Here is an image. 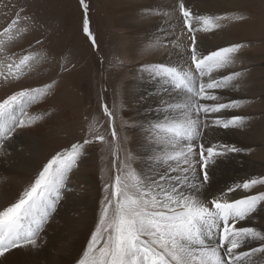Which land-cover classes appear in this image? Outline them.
<instances>
[{
  "label": "rangeland",
  "instance_id": "obj_1",
  "mask_svg": "<svg viewBox=\"0 0 264 264\" xmlns=\"http://www.w3.org/2000/svg\"><path fill=\"white\" fill-rule=\"evenodd\" d=\"M124 1L131 2L126 12L122 10V0H85L91 30L98 44V49H94L82 32L84 14L79 0H0V98L21 88L52 85L48 96L28 107L27 115L20 117L25 120V127L34 123L29 124L32 117H39L37 121L40 120V130L45 135L46 142L44 149L36 150L34 154L31 152V155L40 165L27 173L14 174L12 177L22 181L20 185L29 188L38 171L55 153L70 148L74 143L83 142L84 139L93 141L85 146L87 155L69 175L67 191L61 193L53 214L55 218L48 223V226H54L53 230L48 231L50 236L45 238L44 230L37 245L28 247H37V252L33 251L34 260L43 264L45 257L41 255L42 251L56 259L72 256L73 244L69 243L70 238L66 235L76 237L75 231L82 233L85 225L93 221V228L86 237L87 245L105 202L104 189L111 185L108 194L115 191L117 175L124 176L132 172L141 177L138 173L144 159L136 151H132L133 139L139 133L140 125L135 122L136 113L128 107V92L135 91L129 83L136 73L133 68L135 63L130 62L131 57L126 51L130 31L117 25L115 18H126V15L131 14L134 18H142L139 22L136 21L140 24L160 15V8L156 10L155 5L146 3L139 7L138 3L143 2L142 0ZM231 1L233 4L237 3L232 13L217 20L215 30H205L210 34L206 36L207 39L212 41L200 43V38H196V41L201 51L206 50L207 46L209 51L215 50L213 44L224 45L226 39L231 40L232 45H241L232 65L213 72V76L218 78L233 72L240 74L226 88L217 90L220 102L235 100L239 101L238 106L218 115H240L247 118L240 127L230 129L235 133L233 142L242 144L243 151L236 153V156L244 162L246 172H251L249 178H264V0ZM135 7L139 13L131 10ZM119 10L120 15L117 13ZM175 12V18L181 19L184 25L179 5ZM17 14L20 16L18 23L12 25L10 32H4ZM195 26L197 31H204L201 26ZM212 32L218 36L217 39H212ZM187 34L184 51L188 55L192 41L190 33ZM166 46L164 41L150 44L147 48L152 55L143 51L136 63L152 61L156 57L154 54ZM25 55L32 59L26 67L17 69L16 65ZM48 97V104L45 102V106L39 108ZM104 106L112 113L111 117L104 112ZM18 129L19 127L13 133V139H1V159L7 160L14 156L10 143L15 139ZM113 129L115 137L112 136ZM22 139L15 141L18 144L14 147L18 151L17 157L29 154L28 150L36 147L32 140H27L28 137L24 141ZM231 158H234L233 154L222 165L234 167L236 162ZM221 175L219 174L220 177ZM236 175L239 178V174ZM226 178L220 183L223 187L221 191L224 186L230 185V179ZM238 191L239 189L230 193L228 197L240 198L264 193V185L243 190L245 193ZM18 198L15 197L10 203L16 202ZM208 198L205 202L210 201L212 196ZM10 203L0 204V209ZM209 206L211 207L210 204ZM92 215L95 216L94 219ZM242 223L264 232V211L257 212L250 221ZM260 243L252 241L246 245V250L258 247ZM86 245L83 250H86ZM81 254L82 252L73 257L72 264H75ZM253 259L257 264H264V256L260 254Z\"/></svg>",
  "mask_w": 264,
  "mask_h": 264
},
{
  "label": "snow or ice",
  "instance_id": "obj_2",
  "mask_svg": "<svg viewBox=\"0 0 264 264\" xmlns=\"http://www.w3.org/2000/svg\"><path fill=\"white\" fill-rule=\"evenodd\" d=\"M79 2L84 14L82 32L98 49L88 4L85 0ZM179 9L192 41L184 65L160 61L143 69L145 79L162 85L154 95L141 96L145 122L163 152L155 158V175H117L115 191L108 194L111 185L104 189L98 224L75 264H257L253 257L264 256V232L242 223L264 211V193L228 198L238 189L264 185V178L234 182L208 202L199 198L209 195L215 169L231 154L243 151L210 140L207 131L238 128L247 119L218 115L238 106L235 100L220 102L217 90L226 88L240 74L213 76L214 71L234 63L241 45L201 51L193 13L184 0H179ZM19 19L17 14L4 32H10ZM200 22L205 30L211 25L209 17H197L196 23ZM31 59L25 55L16 68L23 69ZM173 88L183 93L180 104L166 100ZM51 89V84L21 88L0 98V139L11 138L18 127H24L25 120L20 117L26 116L28 107L43 100ZM104 112L112 116L107 106ZM38 118L32 117L29 124ZM112 136H116L115 129ZM92 142L84 139L55 153L16 202L0 209V264L16 250L37 245L41 232L55 218L70 173L87 155L85 146ZM252 241L261 243L246 250Z\"/></svg>",
  "mask_w": 264,
  "mask_h": 264
},
{
  "label": "bare ground",
  "instance_id": "obj_3",
  "mask_svg": "<svg viewBox=\"0 0 264 264\" xmlns=\"http://www.w3.org/2000/svg\"><path fill=\"white\" fill-rule=\"evenodd\" d=\"M112 1H117V0H112ZM142 1L143 2H139V3L137 2L139 7L141 5L142 6L145 5V3L146 5L147 4L155 5L156 10L160 8V12H158L160 13V15L156 16L155 18H148V20L143 21L140 24L137 23L136 21L138 20L139 22V20H141L142 18L140 17L134 18V15L131 14L126 15V18H124V16H119L115 19L117 25H119L121 28H125L124 30L130 31V33L128 32L130 39L126 42L127 43L126 51L128 53V56L131 57L130 62L135 63V67L133 68L136 70V73H135V77H133L129 83V86L133 88L135 91L128 92L129 93L128 107L136 113L135 114L136 116L134 115L135 122L140 125L139 127L140 131L139 133H137L136 138L133 139L134 141L132 145V151L133 152L136 151V154L140 155L142 159H144V162L140 164L141 165L139 169L140 173H138V175L140 174L141 177H145L148 175H155V172L153 171V168H155L157 164L155 158L157 156L162 155L163 152L161 151L160 146L158 145L154 134H152L149 131V125L145 122L144 119L145 112L143 108V102L141 101V96L144 93H147L149 96L154 95L155 93L161 90L162 85L159 83L153 84L152 82L145 79L146 73L143 71V69L150 64L158 63L160 61H164L166 64H169L171 66H177V67L183 66L184 61L187 58V53H185L184 47L187 41L188 34L187 31L184 29L182 20L175 18L176 15L175 11L179 5V0H142ZM184 3L186 5V8L193 13L194 24H197L196 23L197 17L200 16L209 17L211 19V25L208 28L214 30L216 29L215 25H217L216 21L232 13L234 7L237 6V3L233 4L231 0H184ZM130 5L131 2L122 0V10H125V12L126 9L129 10ZM131 10L134 11L135 13H139L137 12L138 10L136 9V7L135 9H131ZM117 13L120 15L121 10L117 11ZM197 25L201 26L204 30L202 32L201 30H198L196 32V38L197 39L200 38L199 42L200 43L211 42L212 40H209L207 39L208 37H206L208 35L210 36V34L205 32L203 23L200 22ZM214 32H212V36H213L212 39H217L218 36L215 35ZM222 32L223 31L221 30V33ZM163 41L167 45L166 48H164L162 51H158L157 53H155L154 55L156 57L151 59L152 61H145L144 62L145 64L136 63L137 60L140 59V56H142L141 53L143 51L146 52V54H148L149 56L152 55L151 53H148L149 49L147 48V46L154 43L157 44V42L159 43ZM213 45L216 48L227 47L229 45H232V41L231 40L227 41L226 39L224 45H215V44ZM207 48L208 46L205 49L208 50ZM182 97H183V93L173 88L172 92L169 94V97H166V100L170 99L172 102L176 104H180L182 102ZM45 102H47L48 104L49 97L42 102L43 104L41 103V106L38 107L43 108L45 106L44 105ZM41 126L42 125L40 124V120L38 121L36 120L31 126H27V127L24 126L22 128L19 127L15 139L10 143L11 147L13 146L12 154L14 156L9 157L10 159L7 160L5 158L4 159L0 158V204L10 203L15 197H19L20 195H22L23 191L27 189V187H24L25 185L23 186L22 184L21 185L19 184V183H23L22 181L19 182L17 178L12 177L14 176V174L27 173L34 167L40 165L39 161L31 155V152H33L34 154V152L36 153V150H39L41 148L44 149L46 137L43 134L42 130H40ZM29 130H30V134H29ZM207 131L209 133L208 138L214 142L218 141L223 144L232 143L236 147L242 148L241 143L233 142V139H235V133L230 129L224 131L222 128H220V130L210 129ZM21 134H24L26 136H22ZM33 135H35L36 137L34 138ZM26 137H28L27 140H32V142H34V145L36 147L29 149L28 150L29 154H21L19 155V157H17L16 154H18V151L14 147H16L18 144L15 141L21 138H23L22 140L24 141ZM11 139H13V137ZM1 144L2 141L0 139V145ZM23 144L24 143H22V145ZM2 148L4 149L5 146L4 147L2 146ZM134 148L136 150H134ZM233 156L234 158L231 159H233L236 162L235 166L227 168V166L225 165L223 166L221 164L220 165L221 168L220 166L216 168L215 171L212 173L213 181H212V185L210 186L211 191L209 195L207 197L201 195L199 197L200 199H204L206 201V198L208 200L209 199L208 197H211L214 194H218L221 191V189H223V187L220 186V183L223 182V179L226 178V176L229 174L231 177L230 176L227 177L230 179V185L233 184L234 182L235 183L243 182L250 177L251 172H246L243 166L244 162L242 161V159L241 162L239 156H236V154H233ZM8 160H10V162ZM236 173L239 174V178L238 175H236ZM219 174H222L221 177L219 176ZM225 188L226 187L224 186V189ZM240 192H244V191L239 190L238 193ZM228 198L233 199L232 197H228ZM92 217L94 219L95 216L92 215ZM93 225L94 224L92 221L85 225V228L82 230V233H80V231H75L76 237H73V235H68V236L66 235V237L70 238L69 243L73 244L72 246L73 249L71 252L72 256H66V257H62L61 259H56L54 256L52 257L47 256L46 251H42L41 255L45 257L44 264H72L73 257L79 254L80 252H82V250L84 249L85 247L84 245H86L85 244L86 237L91 232ZM53 227L54 226L51 225L45 229L44 231L46 233L45 238H47V235L50 236V234H48V231L53 230L54 229ZM78 228H80V226ZM36 248L37 247L28 249V247H24L22 249L16 250L15 254H10L8 256L4 264H43L37 260H34L35 258L33 256V251L37 252ZM59 253L61 254V251H59Z\"/></svg>",
  "mask_w": 264,
  "mask_h": 264
}]
</instances>
